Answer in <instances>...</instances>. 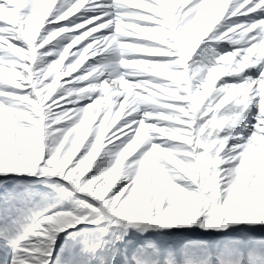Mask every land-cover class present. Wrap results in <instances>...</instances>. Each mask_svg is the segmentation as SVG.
<instances>
[{
    "label": "snow or ice",
    "instance_id": "snow-or-ice-1",
    "mask_svg": "<svg viewBox=\"0 0 264 264\" xmlns=\"http://www.w3.org/2000/svg\"><path fill=\"white\" fill-rule=\"evenodd\" d=\"M9 176L3 264H264V0H0Z\"/></svg>",
    "mask_w": 264,
    "mask_h": 264
},
{
    "label": "rangeland",
    "instance_id": "rangeland-1",
    "mask_svg": "<svg viewBox=\"0 0 264 264\" xmlns=\"http://www.w3.org/2000/svg\"><path fill=\"white\" fill-rule=\"evenodd\" d=\"M211 6H212L211 1H209V7H211ZM137 11H144V10L143 9H138ZM61 23L64 24V22H61ZM50 27L51 26H49V25L46 24L45 27L42 29V34H44L45 31L48 30ZM136 38H137V36L136 35H133V36H129L127 39L131 40V39H136ZM66 42H67L66 39L61 38V44H60V46L62 47V44L63 43H66ZM56 43L57 42L54 41L52 45H47L46 46L47 47L46 49L52 48V46L54 44H56ZM203 47H204V45L201 48H203ZM41 51H44V50H41ZM54 58L55 57H45L44 60H40L38 58V60H37V66H39V65H41L43 63H46L47 61H50V60H52ZM10 74H11V69L6 67V69H5V77L6 78H9L10 77ZM253 114H255V110L254 109L252 110L251 114H249V117L251 118V115H253ZM112 118L113 117L110 116L109 119H112ZM121 118H123V117H121ZM97 119H100V117H97ZM248 122H251V119ZM81 151L82 152L84 151V148L83 147H82ZM100 151L102 152L101 154H103V151H104L103 145H101ZM97 158H98V160L100 159L99 157H97ZM93 163H95V161H93ZM20 177H22V178H29L27 176H9V177H0V179H8V180H10L12 182H22L23 183V181H20L22 179ZM37 179L38 178L35 177V179H33L32 183H23V184L30 185L33 189H35L36 187H40V186L43 187L41 184L37 183ZM61 183H63V182H61ZM69 204H70V197H62V196H59V195H57L55 197L48 198V199L40 200L37 203V205L35 206V212H34L33 216H30L26 221H24V227H32L35 224L36 220H38L40 218V215L41 214H51V212L59 211V210H61V208H65L66 209V208L69 207ZM20 231H21V234H22L23 228H21ZM70 231H76V230L73 229V230H70ZM61 235H63V233ZM66 235L67 234L64 233L63 236H66ZM59 237L57 238L56 243L58 242ZM63 243H64V240H63ZM2 257H3V253L0 252V264H3Z\"/></svg>",
    "mask_w": 264,
    "mask_h": 264
},
{
    "label": "bare ground",
    "instance_id": "bare-ground-1",
    "mask_svg": "<svg viewBox=\"0 0 264 264\" xmlns=\"http://www.w3.org/2000/svg\"><path fill=\"white\" fill-rule=\"evenodd\" d=\"M209 1H211V4H213L214 2H215V0L213 1V0H209ZM253 15H256V14H253ZM233 19H237V18H233ZM239 19H244L243 17H241V18H239ZM67 23V21H65L64 22V24H66ZM203 45H201V47H202ZM47 47L45 46V49H46ZM197 58V56L196 55H194L193 56V60H195ZM251 118L248 116V121L250 120Z\"/></svg>",
    "mask_w": 264,
    "mask_h": 264
}]
</instances>
